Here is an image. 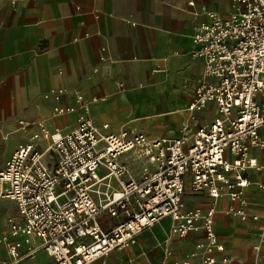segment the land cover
<instances>
[{"label": "built area", "instance_id": "1", "mask_svg": "<svg viewBox=\"0 0 264 264\" xmlns=\"http://www.w3.org/2000/svg\"><path fill=\"white\" fill-rule=\"evenodd\" d=\"M188 4L202 16L191 54L203 63L188 109L194 118L214 104L218 114L191 131L183 126L177 136L150 138L129 127L116 133L108 123L98 125L77 94L81 112L70 132L51 130L41 119L21 120L32 136L0 166V198L14 201L18 212L9 217L0 264H23L42 249L51 264H91L130 246L164 218L181 235L202 229L199 264L217 262L215 252L225 245L215 229V203L224 188L232 200H242L248 170L261 167L252 150L264 149V0H232L227 14L195 0ZM187 183L192 192L208 190L206 207L188 201ZM227 213L248 215L236 206ZM258 238L264 241V223ZM254 248L260 250V242ZM172 254L166 250L165 264H193Z\"/></svg>", "mask_w": 264, "mask_h": 264}, {"label": "crops", "instance_id": "2", "mask_svg": "<svg viewBox=\"0 0 264 264\" xmlns=\"http://www.w3.org/2000/svg\"><path fill=\"white\" fill-rule=\"evenodd\" d=\"M195 1L223 14L232 10V0ZM188 2L0 0V166L32 136L30 129L21 128V120L41 119L49 129L65 133L76 128L81 112L77 94L90 104L91 119L98 125L108 123L116 133L129 127L159 138L169 121L180 127L179 135L184 125L191 131L212 120L218 114L214 104L195 112L194 118L188 109L203 72L202 60L191 54L195 26L202 16L195 15L197 7ZM170 86L178 103L161 104L153 113L142 111L140 101L162 98ZM57 106L76 108L59 112ZM142 116L147 120L138 122ZM252 154L261 167L248 170L251 182L242 200H232L224 188L215 203V229L225 245L224 251L215 252V264H264V241L258 238L264 223V188L259 185L264 182V149L254 148ZM138 169L133 166L135 173ZM186 191L190 203L207 206L208 190L192 192L187 183ZM0 199L13 204L7 221L18 215L14 201ZM230 206L243 207L247 217L227 213ZM255 214L259 219H253ZM171 223L170 218L160 220L130 246L91 264H165L167 249L174 258L199 264L197 244L204 240L203 230L181 235ZM259 242L261 248L256 250ZM40 251L52 263V257ZM193 251L197 253L192 255Z\"/></svg>", "mask_w": 264, "mask_h": 264}, {"label": "rangeland", "instance_id": "3", "mask_svg": "<svg viewBox=\"0 0 264 264\" xmlns=\"http://www.w3.org/2000/svg\"><path fill=\"white\" fill-rule=\"evenodd\" d=\"M168 102L171 103H178V98H177V94L173 92V87L170 86V90L168 91V95H162V98L160 97H155V98H148L145 101L142 100L139 102V106L141 107L143 112H147V113H153L155 111V108H157V106H160L161 104H167ZM145 120H147L146 116H142L138 119V122H144ZM165 127L162 129L164 132L162 133L163 137H174L178 134L179 132V126L176 127L173 124H171V122L169 121V123H165ZM143 127V125H141ZM186 126V125H184ZM187 127V126H186ZM147 128V130L149 131V127H145ZM98 174L100 176L105 174V170L103 168L98 169ZM185 193L187 194V191L185 190ZM13 208V204H11L10 202H4L1 201L0 199V255L1 254H5L6 252V247L5 246V242H4V236L5 234H7L9 232V225H8V221H7V215L10 212V210H12ZM122 249V248H121ZM114 250H120L119 248L114 249ZM32 262V264H50V259L48 258V256L40 251L35 257L31 258L27 264H30Z\"/></svg>", "mask_w": 264, "mask_h": 264}]
</instances>
